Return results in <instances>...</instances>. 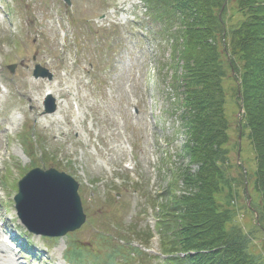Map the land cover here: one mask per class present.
<instances>
[{"label": "rangeland", "instance_id": "1", "mask_svg": "<svg viewBox=\"0 0 264 264\" xmlns=\"http://www.w3.org/2000/svg\"><path fill=\"white\" fill-rule=\"evenodd\" d=\"M70 2L0 0V264H67L64 259L72 245L95 251L101 264H108L109 249L100 234L115 242L125 237L137 248L147 244L143 233L153 222L159 196L169 190L176 199L183 191L167 170L172 164L185 166L187 160L176 154L185 137L179 114L171 110L169 69L162 71L171 59L170 41L162 37L166 34L156 23L149 24L140 0ZM226 5L223 18L234 27L239 21L235 4L227 0ZM216 45L225 51L220 39ZM227 59L222 55L223 63ZM35 64L51 78H33ZM232 76L230 70L222 89L229 136L226 175L238 191L231 200L234 224L248 242V251L264 263V233L251 210L255 156L246 131L238 142L243 114ZM57 81L66 97L51 95L56 105L52 114H42L49 97L45 89L37 93L34 88L31 98L21 97L30 84L55 86ZM12 117L18 118L14 127ZM160 157L168 165H161ZM33 167L54 168L78 183L86 215L79 230L56 240L24 233L11 196L16 181ZM12 238L22 244L27 239L33 258L24 261ZM149 255L162 260L156 235ZM85 259L84 264H92L91 255Z\"/></svg>", "mask_w": 264, "mask_h": 264}, {"label": "trees", "instance_id": "2", "mask_svg": "<svg viewBox=\"0 0 264 264\" xmlns=\"http://www.w3.org/2000/svg\"><path fill=\"white\" fill-rule=\"evenodd\" d=\"M143 1L171 40V62L162 71L171 72L172 105L185 137L177 155L187 160L175 167L183 191L175 199L167 190L161 225L171 253L184 256L165 264H264L248 251L234 224L231 200L238 191L226 175L229 136L222 89L231 70L241 95L239 125L254 151L253 211L264 233V0H231L239 16L234 27L223 18L227 0ZM218 39L225 51L217 49ZM190 166L196 167L193 173Z\"/></svg>", "mask_w": 264, "mask_h": 264}, {"label": "water", "instance_id": "3", "mask_svg": "<svg viewBox=\"0 0 264 264\" xmlns=\"http://www.w3.org/2000/svg\"><path fill=\"white\" fill-rule=\"evenodd\" d=\"M63 1L69 4V0ZM53 110V106L46 109L47 112ZM77 190L78 184L64 173L33 169L18 183L14 197L18 216L35 234L63 236L85 221Z\"/></svg>", "mask_w": 264, "mask_h": 264}, {"label": "bare ground", "instance_id": "4", "mask_svg": "<svg viewBox=\"0 0 264 264\" xmlns=\"http://www.w3.org/2000/svg\"><path fill=\"white\" fill-rule=\"evenodd\" d=\"M29 89L27 90H24L22 93H21V97H24V98H31L32 96V92H30L31 89H34L35 88V91L37 93H41L44 91V89H46L47 91V94H57L58 97H61V98H65L66 97V93L63 89L60 88V82L57 81L56 83V86H51L50 83H42V82H37V83H34V84H30L28 85ZM33 91V90H32ZM59 109V107H58ZM61 109H59L60 111ZM12 125L15 124L17 121H18V118L17 117H12Z\"/></svg>", "mask_w": 264, "mask_h": 264}]
</instances>
